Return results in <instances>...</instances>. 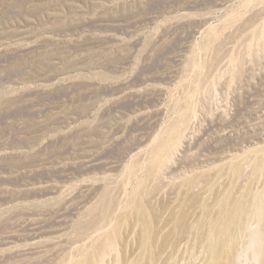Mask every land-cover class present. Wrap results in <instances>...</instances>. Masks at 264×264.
<instances>
[{
	"label": "rangeland",
	"instance_id": "obj_1",
	"mask_svg": "<svg viewBox=\"0 0 264 264\" xmlns=\"http://www.w3.org/2000/svg\"><path fill=\"white\" fill-rule=\"evenodd\" d=\"M263 260L264 0H0V264Z\"/></svg>",
	"mask_w": 264,
	"mask_h": 264
},
{
	"label": "bare ground",
	"instance_id": "obj_2",
	"mask_svg": "<svg viewBox=\"0 0 264 264\" xmlns=\"http://www.w3.org/2000/svg\"><path fill=\"white\" fill-rule=\"evenodd\" d=\"M240 212V211H239ZM243 212V211H242ZM138 213L140 214V211H138ZM138 214V215H139ZM141 214H143V216L145 215L144 213H141ZM244 215V214H243ZM140 216V215H139ZM241 216H242V214H241ZM232 217V216H231ZM138 218V217H137ZM142 218V217H141ZM141 218H139V219H141ZM235 218V217H234ZM237 218H239V216L237 217ZM144 219V218H143ZM233 219V218H232ZM142 220V219H141ZM231 221V220H230ZM232 221H234V219L232 220ZM231 221V222H232ZM231 225V224H230ZM232 230V229H231ZM230 233V232H229ZM231 243V242H230ZM210 244V243H209ZM212 246H214L213 244H212ZM212 246H210L211 248H212ZM230 246V245H229ZM234 248V247H233ZM212 249H215V246H214V248H212ZM217 249H218V247H217ZM232 248H231V246H230V250H231ZM257 249V248H256ZM211 250V249H210ZM216 250V249H215ZM258 250V249H257ZM212 251H214V250H212ZM218 251V250H217ZM228 251H229V248H228ZM215 252V251H214ZM227 253V252H226ZM229 253H231L232 254V252L230 251ZM228 254V253H227ZM231 254H228V255H231ZM232 256V255H231ZM227 257H229V259H231V257L230 256H227L226 255V258ZM228 259V260H229ZM227 260V259H226ZM228 260H227V262H228ZM230 261V260H229ZM78 264V263H77ZM262 264H264V260H263V263Z\"/></svg>",
	"mask_w": 264,
	"mask_h": 264
}]
</instances>
